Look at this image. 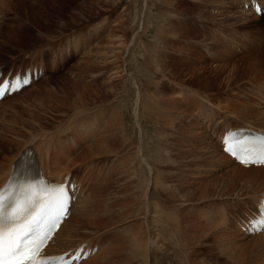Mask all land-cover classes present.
<instances>
[{
    "label": "rangeland",
    "instance_id": "374dc122",
    "mask_svg": "<svg viewBox=\"0 0 264 264\" xmlns=\"http://www.w3.org/2000/svg\"><path fill=\"white\" fill-rule=\"evenodd\" d=\"M244 1L0 0V66L9 67L0 68L1 75L20 73L16 69L26 66L30 67L25 73L33 71L35 64L45 65L49 70L43 80H34L29 89L0 102V139L21 145L35 137L40 128H51L49 131H52L56 127L62 130L43 138L50 140L62 134L56 136L51 144L56 155L65 148L66 158L72 161L85 149L87 151L95 145L101 149V152L88 153L82 160L72 161L79 169L68 163L72 167L68 175L77 174L75 179L83 189L77 197V205L78 208L83 206L85 215L79 225L70 222V227L67 226L66 248L73 240L94 241L104 249L93 264H120L122 261L125 264H144V259L138 261L131 256V242L129 244V239L132 241L138 236L143 239L140 233L144 230V211L140 210L147 170L135 158V148L139 144L133 145L142 138V150L148 148L141 150L142 155L147 154L148 163L154 160L159 165L154 161L149 163L153 165L154 162L153 166L150 165L152 179L161 182L156 186L153 185L155 180L152 181L150 198L160 208L155 210L156 213L159 211L157 214L162 219L159 218L153 226L161 232L157 238H162L166 249L156 250L153 264H264V237L254 240L252 237L261 235L258 234L239 239L235 227L244 220L235 221L240 212L244 211L245 216L251 215L255 207L245 211L241 201L233 199L231 194L239 187L233 190L234 186H226L225 174L231 166L206 150L208 140L204 135L210 120L219 134L227 131L226 124L221 129L220 123L217 125L223 117L230 128L246 122L254 124V127H264V117L256 114L260 100L264 98L263 57H260L264 53V20L254 22L253 16L243 15ZM227 2L231 7L222 9V4ZM112 35L123 42L122 46L129 43L126 51L123 47L113 50ZM224 36L228 45L221 44ZM241 49L246 51L241 53ZM123 70L135 78L137 90ZM111 78L112 82H108ZM137 97L140 105H135ZM147 102L151 103L150 107L154 106L148 107ZM239 108L246 111L240 112ZM134 109L142 115H138L140 130L144 131L140 132L141 136L136 135L139 133L134 125ZM248 110H255V115L253 112L249 115ZM115 114L121 117H114ZM244 114L252 116L248 118L253 121ZM203 119L206 124L197 126ZM109 122L115 125L114 128H107ZM112 129L115 130L112 132ZM109 139L113 141L110 143ZM126 139L132 142V146ZM103 142L107 146L101 145ZM120 143L127 147L121 145L123 150ZM109 145L113 147L108 151L105 148ZM150 147L154 149L152 153ZM208 148L213 149L211 146ZM4 155L0 151V161ZM154 166L159 172L155 175L160 182L154 176ZM50 168L52 170V164ZM219 173L222 176H218ZM222 193H227L226 196L223 194L226 198ZM137 205L142 215L136 211ZM161 210H166V215ZM163 215H171L175 221L171 222V218L170 221ZM170 235L175 237L169 238ZM59 246L62 247L61 243L54 245L55 248ZM185 250L190 253L185 254Z\"/></svg>",
    "mask_w": 264,
    "mask_h": 264
},
{
    "label": "bare ground",
    "instance_id": "6f19581e",
    "mask_svg": "<svg viewBox=\"0 0 264 264\" xmlns=\"http://www.w3.org/2000/svg\"><path fill=\"white\" fill-rule=\"evenodd\" d=\"M146 1V0H145ZM236 1H233V3H235ZM222 3V2H221ZM244 3H245V9H243L242 10V14L243 15H245L246 17H250V16H253V21L254 22H259V21H261V20H264V17H256V15L254 16L253 14H255V13H248V12H246L245 10L248 8V6L250 5V3H249V0H246V1H244ZM240 4V3H239ZM259 4H260V6H261V11H262V16H264V0H259ZM215 5V4H214ZM231 7V5H229L228 4V2L226 3V4H222V6H221V8L222 9H229ZM216 8V7H215ZM225 11H227V10H225ZM212 12V11H211ZM220 12V11H219ZM229 12V11H228ZM234 12V11H233ZM223 13V12H222ZM221 13V14H222ZM227 13V12H226ZM230 13V12H229ZM240 13V12H239ZM220 14V15H221ZM241 14V13H240ZM218 15V14H217ZM223 15V14H222ZM224 15H225V13H224ZM232 15V14H231ZM237 15V14H236ZM226 16V18H227V15H225ZM213 17V16H212ZM222 17V16H221ZM237 17V16H236ZM222 18H224V17H222ZM232 18V17H231ZM215 19V18H214ZM218 19V18H217ZM219 19H221V18H219ZM225 19V18H224ZM250 20V19H249ZM245 21V20H244ZM243 22V21H242ZM263 22V21H262ZM245 23V22H244ZM249 24V23H248ZM139 32V31H138ZM139 34V33H138ZM154 34V33H153ZM137 35V34H136ZM135 35V36H136ZM114 35H112V37H113ZM137 38V37H136ZM48 39V38H47ZM121 39V38H120ZM133 39V38H132ZM138 39V38H137ZM122 40V39H121ZM134 40V39H133ZM50 41H52V40H50ZM109 41V40H108ZM112 41V44H111V47L113 48V50L114 49H117V50H119L121 47H123L122 49L123 50H125L126 51V49H127V45L129 44H125V46L123 45L122 46V43L123 42H121V41H119V40H117L116 39V37H113V39L111 40ZM48 42V41H47ZM131 42H133V41H131ZM46 45V44H45ZM94 46H96V45H94ZM133 46V45H132ZM148 46V45H147ZM95 48V47H94ZM97 48V47H96ZM98 48H100V47H98ZM108 48V47H107ZM133 48V47H132ZM92 49V48H91ZM109 49H110V47H109ZM144 49H146V48H144ZM98 50V49H97ZM103 50V49H102ZM112 50V49H111ZM95 53H97V52H95ZM98 54V53H97ZM102 55V54H101ZM133 55V54H132ZM131 55V56H132ZM86 56V55H85ZM100 56V55H99ZM148 56V55H147ZM110 57V56H109ZM108 57V58H109ZM127 57V56H126ZM250 57V56H249ZM260 57H263V65H262V68H264V53H262V55L260 56ZM83 58V57H82ZM121 58V57H120ZM255 58H257V57H255ZM98 59V58H97ZM110 59V58H109ZM150 60V59H149ZM250 60V59H249ZM104 61V60H103ZM246 61V60H245ZM250 61H252V59L250 60ZM256 61V60H255ZM124 62V61H123ZM247 63H249V61L247 62ZM251 63V62H250ZM254 68H256L255 66H254ZM249 69V68H248ZM257 69V68H256ZM42 70V69H41ZM247 70V69H246ZM121 71V70H120ZM156 71V70H155ZM123 72H125L124 74L128 77V79L130 78V81L132 82V84H134V88L136 89V82H135V78H133L130 74H128L127 72L128 71H126V70H123ZM248 73H249V71H247ZM259 72V71H258ZM16 73H19V71H16ZM26 73H28V72H26ZM29 73L31 74V76H37L38 74H39V71H36L35 69L33 70V71H31V70H29ZM114 74H116L115 72H113ZM112 73V74H113ZM119 73V72H118ZM118 73L116 74V75H118ZM261 73V72H260ZM121 74V73H120ZM246 74V73H245ZM255 74H257V73H255ZM254 74V75H255ZM261 74H263V73H261ZM8 75H10V72H8V73H6L3 77H2V75H1V73H0V81L3 79V78H5V77H7ZM115 75V76H116ZM124 75V76H125ZM231 75V74H230ZM249 75V74H248ZM259 75V74H258ZM114 76V77H115ZM125 76V77H126ZM111 77V76H110ZM108 78V77H107ZM116 78V77H115ZM252 78V77H251ZM111 80H113V78H111L110 80L108 79L107 81L109 82V81H111ZM116 80V79H115ZM249 80V79H248ZM34 81V80H33ZM106 81V82H107ZM105 82V83H106ZM112 82V81H111ZM125 83H126V81H125ZM31 85V84H30ZM180 88V87H179ZM182 88V87H181ZM137 90V89H136ZM135 90V91H136ZM186 90V89H185ZM139 92V91H138ZM135 93H137V92H135ZM197 94V93H196ZM245 94V93H244ZM138 95V94H137ZM136 95V96H137ZM140 95V94H139ZM193 95V94H192ZM150 96H152V95H150ZM153 96H155V95H153ZM8 98V97H7ZM136 98V97H135ZM139 97H137V99H136V103H135V105L137 104H139L138 103V101H140V98L138 99ZM143 98V97H142ZM145 98V97H144ZM152 98V97H151ZM115 99V98H114ZM146 99V98H145ZM145 99H142V101H146ZM116 100V99H115ZM157 100V99H156ZM110 101V100H109ZM151 101V100H150ZM158 101V100H157ZM112 102V101H111ZM113 102H114V100H113ZM116 102V101H115ZM114 102V103H115ZM154 103H155V101H153ZM143 103V105H144V103L145 102H142ZM148 104H149V106L148 105H146V108H148V107H150V104L151 103H149V102H147ZM146 103V104H147ZM157 103V102H156ZM155 103V104H156ZM106 104V103H105ZM140 104H141V101H140ZM139 104V105H140ZM157 105V104H156ZM142 106V105H141ZM141 106H139V107H141ZM148 106V107H147ZM152 106H154L153 104H152ZM151 106V107H152ZM259 107V110H257L256 111V114H258L259 116L261 115V116H263L264 117V98H261V100H260V105H258ZM138 107V106H137ZM143 107V106H142ZM150 107V108H151ZM135 108V107H134ZM235 108V107H234ZM136 109V108H135ZM135 109H134V111H133V115H134V125H135V128L137 129V131H138V133L139 134H136V135H140L141 136V133L140 132H143L144 133V131H141V130H143V129H141L140 130V127H142V126H140V124L141 123H139V118H138V115H140L141 113H139L138 114V112L136 111L135 112ZM149 109V108H148ZM152 109H154V107L152 108ZM152 109H150V110H152ZM236 109V108H235ZM241 108H239V110H240ZM79 110V109H78ZM78 110H76L77 111V113H78ZM140 110H141V108H140ZM53 111V110H52ZM75 111V112H76ZM85 111V110H84ZM83 111V112H84ZM148 111V110H147ZM243 111V110H242ZM241 110H240V112H242ZM246 110H244L243 112H245ZM255 111V110H254ZM254 111H250V110H248V114L249 115H252L251 114V112H253L254 113ZM74 112V113H75ZM81 113H82V108H81V111H80ZM121 112V111H120ZM142 112V111H141ZM149 112H151V111H149ZM157 112V111H156ZM155 112V113H156ZM233 112H235V111H233ZM239 112V111H238ZM50 113V112H49ZM119 113V112H118ZM180 113V112H179ZM229 113V112H228ZM232 113V112H231ZM231 113H229V114H231ZM236 113V112H235ZM79 114V113H78ZM117 114V113H116ZM114 115V117L115 116H120V115ZM122 114V113H121ZM152 114V113H151ZM243 114V113H242ZM247 114V113H246ZM72 115H74V114H72ZM153 115V114H152ZM155 115V114H154ZM163 115V114H162ZM182 115V114H181ZM226 115V114H225ZM232 115H234V114H232ZM236 115V114H235ZM234 115V116H235ZM237 115H238V113H237ZM241 115V114H240ZM245 115V114H244ZM248 115V116H249ZM254 115H255V113H254ZM253 115V116H254ZM140 116H142V115H140ZM139 116V117H140ZM145 116V115H144ZM148 116V115H147ZM228 116H231V115H228ZM233 116V117H234ZM246 116V115H245ZM248 116H246L247 118H248ZM68 117V116H67ZM77 117V116H76ZM113 117V118H114ZM121 117V116H120ZM155 117V116H154ZM153 117V118H154ZM238 117V116H237ZM243 116H241V118H242ZM249 117H252V116H249ZM255 117V116H254ZM256 117H257V115H256ZM255 117V118H256ZM70 118H72V117H70ZM117 118V117H116ZM236 118V117H235ZM240 118V117H239ZM255 118H254V120H255ZM119 119V118H118ZM144 119V118H143ZM152 119V118H151ZM238 119V118H237ZM249 120H250V118H248ZM262 119V118H261ZM65 120V119H64ZM113 120V119H112ZM111 120V122H114V121H112ZM115 120V119H114ZM153 120V119H152ZM151 120V121H152ZM156 120V119H155ZM208 120H210V119H208ZM224 120H226V119H224V117H223V119H222V121L221 122H219L220 123V128L219 129H221L222 127H223V124H226L227 126H228V128L226 129V130H228L229 128H230V125H228L227 123H225L224 122ZM256 120H258V119H256ZM116 121L118 122V120L116 119ZM119 121H122V120H119ZM148 121V120H147ZM248 121V120H247ZM250 121H253V120H250ZM249 121V122H250ZM260 121V120H259ZM263 121V120H262ZM261 121V122H262ZM35 122V121H34ZM117 122H115L116 124H117ZM123 122V121H122ZM143 122V121H142ZM154 122L155 121H153V124H154ZM246 122V121H245ZM145 123V122H144ZM213 121L212 120H210L209 121V124H208V126H207V131L205 132V138H206V140H208L207 141V149L206 150H208V152H210L211 154H214L215 156H217L218 158H221L222 160H224V162H226V163H228V164H230V166H231V168H230V170L225 174V173H223V170H222V172L221 173H223V175L225 174V176L227 177V182H226V186L229 188V187H233V190H234V188L236 187H239V189H238V191L236 192V190L231 194L234 198L233 199H235V200H239V201H241V203L244 205V210L246 211H250V210H252V206L253 207H255V211L257 210V212H258V206L259 205H262L263 204V200H264V167H258V166H252V167H244V166H240V165H238V164H236L235 162H233L226 154H224L223 152H222V145H221V141H222V136H223V134H224V132H226V131H223L221 134H219L218 133V131H217V128H214V126H212L213 125ZM253 123H255V122H253ZM252 123V124H253ZM118 124H119V122H118ZM204 124H206V121L203 119V120H200V122L197 124V126H204ZM262 124H264V123H262ZM58 125V124H57ZM56 125V126H57ZM62 124H59L58 126H61ZM121 125V124H120ZM143 125V124H142ZM217 125H219V124H217ZM35 126V125H34ZM53 126V125H52ZM55 126V125H54ZM53 126V127H54ZM108 126H112V124L110 125V122H109V125H107V128H108ZM115 126V125H114ZM114 126H112V128H114ZM121 126H123V125H121ZM120 126V127H121ZM19 127V126H18ZM39 127V126H38ZM119 127V128H120ZM234 127H240V128H249V127H251V128H254V129H258V130H261V131H264V127L263 126H261L262 128H258V127H254V124L253 125H250L249 123H243V124H240V125H237V126H233L232 128H234ZM21 128V127H20ZM118 128V127H117ZM117 128H115V129H117ZM48 129V128H47ZM49 129H51V128H49ZM49 129L48 130H46V129H43V128H40L39 129V131L40 132H37L38 134L36 135L35 134V137H33L30 141H28V142H26V143H23V144H19L18 145V143L17 142H15V141H11V140H9V139H5V140H1L0 139V143H2V144H0V151L1 152H4L5 153V155L3 156V158H2V160L0 161V175H2L3 176V180L0 182V187L7 181V179L13 174V169H15V167H16V171L18 170V166H19V164H23L24 165V167H23V169L21 170L22 171V174H23V177H24V180H29V179H32L34 176H36V174L39 172V173H41L42 175H43V177L44 178H46L47 180H48V182L50 183V184H52L53 182H57V183H66L65 182V180H66V175H68L70 172H71V168L72 167H70V166H68V163L70 164V162L72 163V161H79V160H82V158H85L86 157V155L88 154V153H90V152H92V151H97V152H101V149L100 148H98L99 146L98 145H95L96 147H94V148H92V149H89V148H87V149H89V150H87L86 151V149H85V151H83V153L82 154H80V152H78L81 156H79L78 158H76V159H74V160H72V161H69L70 159H68V158H66L67 156H66V150H65V148L64 149H62L63 151L62 152H60L58 155H56L55 153H53L54 152V149L52 150V141L53 140H55L58 136L60 137L62 134L60 133V135H56V136H54L52 139H50V140H46V139H43V138H48L47 136H49V135H52V134H54V133H56V132H58L59 130H62L61 128H59V129H57L56 127L55 128H53L52 129V131L50 130L49 131ZM111 129V128H110ZM115 129H112V132L115 130ZM134 129V128H133ZM128 130V129H127ZM109 131H111V130H109ZM108 131V132H109ZM120 131V129L118 130V132ZM209 131V132H208ZM147 132V131H146ZM159 132V131H158ZM188 132V131H187ZM115 133V132H114ZM142 133V134H143ZM163 133V132H162ZM192 133V132H191ZM106 135H107V133H105ZM116 134H117V131H116ZM195 134V133H194ZM196 134H198V133H196ZM34 135V134H33ZM105 135V136H106ZM100 136V135H99ZM104 136V137H105ZM111 136V135H110ZM168 136V135H167ZM197 136V135H196ZM31 137V136H30ZM41 137V138H40ZM107 137H109L108 135H107ZM123 137V136H122ZM202 137V136H201ZM111 138V137H110ZM119 138V137H118ZM140 138V137H139ZM218 138V139H217ZM102 139V138H101ZM107 139V138H106ZM142 139V138H141ZM141 139H139V142L137 141V144H133V145H138L137 146V148H135V155H136V159L138 160V162H139V164L141 165V166H143L146 170H147V181H146V183H145V187H144V191H143V201L141 202L142 203V209L140 210V211H144L143 213V215L140 213V211L138 210L139 209V207H138V205H137V209H136V211H138L139 213H140V215H142L143 216V219H142V223H144V230H143V232H141V231H139V232H141L140 234H141V236H142V238L143 239H141V237H137V238H134V236L132 237V238H134V239H132V241L129 239V244H130V242H131V246H130V248H131V251H130V253H132V255L131 256H133V258H135V259H138V261L141 259H144V264H153V262H155V258H154V254H155V252H156V250H160L161 249V247H163L164 249H166L165 248V246H164V242L163 241H161L162 240V238H161V240H158V232H160L159 230H156V228H155V226H153V224L154 223H156L157 222V220H160V219H162V218H160V214H157L159 211H157V213H156V210L155 209H158L159 208V206L156 204H154L153 202H151V198H150V189H151V184H152V181L153 180H155V179H152V168H151V166H153L154 165V162H156V164H157V161H154V160H152L154 157L156 158V156H158V155H156L157 153H156V151L158 152V150L156 149V151H155V156L151 159L152 161H154L153 162V165H151V164H149V163H151L150 162V160H149V163H148V161H147V159L145 158L146 156L145 155H147V154H145L144 156L142 155V153H141V150H142V147H141V144H142V140ZM110 140H112V139H109L108 140V142H110L111 143V141ZM127 140V139H126ZM101 141V140H100ZM113 141V140H112ZM115 141V140H114ZM121 141V140H120ZM123 142H125V143H127L128 144V142H130V141H125V140H122ZM145 141V140H144ZM148 141V140H147ZM98 142V141H97ZM118 142H116V144H117ZM145 143V142H144ZM158 143V142H157ZM99 144H100V142H99ZM123 144V143H122ZM121 143H120V146L122 145ZM130 144H131V146H132V142H130ZM129 144V145H130ZM101 145H105V146H107V144H105L104 142H103V144L101 143ZM100 145V146H101ZM123 145H126V144H123ZM122 145V146H123ZM213 148V149H211V150H209V148L208 147H210V146ZM94 146V145H93ZM122 146H121V148H122ZM143 146V145H142ZM145 146V145H144ZM147 146V145H146ZM92 147V146H91ZM113 146L112 145H109L107 148H105L106 150H110V148H112ZM123 147H125V146H123ZM127 147V146H126ZM125 147V148H126ZM120 148V149H121ZM131 148V147H130ZM129 148V149H130ZM144 148V147H143ZM147 148V147H146ZM145 148V149H146ZM151 148L152 147H150V152L152 153L153 152V150H151ZM155 148V147H154ZM103 149H104V147H103ZM123 149V148H122ZM145 149H143L142 151H144ZM148 149V148H147ZM163 149V148H162ZM124 150V149H123ZM53 151V152H52ZM128 151V150H127ZM146 151V150H145ZM134 152V151H133ZM147 152H148V150H147ZM150 152H148V153H150ZM104 153H107V151L106 152H104ZM103 153V154H104ZM166 153V152H165ZM76 154V153H75ZM79 154H77V155H79ZM93 154V153H92ZM122 154V153H121ZM154 154V153H153ZM90 155H91V153H90ZM94 155H96V154H94ZM114 155V154H113ZM118 156H119V154H117ZM132 155V154H131ZM93 156V155H92ZM127 156H129V155H127ZM150 156H153L152 154L150 155ZM149 156V157H150ZM206 156H208V155H206ZM205 156V157H206ZM88 157V156H87ZM95 157H97V156H95ZM95 157H93V158H95ZM112 157H115V156H112ZM130 157V156H129ZM148 157V156H147ZM148 157V158H149ZM204 157V158H205ZM33 158H36V163H34V162H32V159ZM93 158H91V159H93ZM119 158V157H118ZM134 158V157H133ZM160 158V157H159ZM202 158V157H201ZM210 158V157H209ZM90 159V158H89ZM88 159V160H89ZM98 159V158H97ZM107 159H108V156H107ZM134 160V159H133ZM156 160V159H155ZM215 160V159H214ZM161 161V160H160ZM192 161V160H191ZM195 161V160H194ZM198 161H200L199 159H198ZM81 163H83L82 161H80ZM197 162V161H196ZM158 163H159V161H158ZM161 163H163V162H161ZM195 163V162H194ZM52 164V170H51V168H50V165ZM72 165L74 166V168H78L77 166H75V165H77V164H73L72 163ZM151 165V166H150ZM158 165V164H157ZM159 166V165H158ZM35 167H37V169L35 168ZM114 168V167H113ZM154 168H155V166H154ZM154 168H153V170H154ZM197 168V167H196ZM79 169V168H78ZM156 170H154V171H156V173H154V176H156L155 174H157L158 175V173H157V168H155ZM114 171V170H113ZM197 171V170H196ZM226 172V171H225ZM202 175V174H201ZM217 175V174H216ZM219 175H221L222 176V174H218V176ZM154 176H153V178H154ZM207 176V175H206ZM159 177V176H158ZM156 179H158L157 178V176L155 177ZM160 179V178H159ZM159 179H158V181H159ZM214 179V178H213ZM109 180V179H108ZM212 180V178L209 180V181H211ZM221 180V179H220ZM219 180V181H220ZM142 181V180H141ZM208 181V182H209ZM110 182V181H109ZM154 183H153V185H156V184H160V183H157L156 182V180L155 181H153ZM203 182H204V180H203ZM223 182V181H222ZM224 183V182H223ZM106 184H107V182H106ZM163 184V183H162ZM210 184V183H209ZM211 184H213L212 182H211ZM76 185H77V188H76V194H75V192L74 191H72L73 192V196L77 199V197H79L80 195H81V193H82V191H83V189H79L78 188V186L80 185V182L78 181L77 183H76ZM203 185V184H202ZM214 185V184H213ZM215 185H217V184H215ZM156 186H158V185H156ZM155 186V187H156ZM160 186V185H159ZM81 187V186H80ZM71 188V187H70ZM102 188V187H101ZM142 188V187H141ZM235 188V189H236ZM167 189V188H166ZM231 189V188H230ZM139 190V189H138ZM152 190V189H151ZM142 191V190H141ZM228 191H230V190H228ZM98 194V193H97ZM221 194V193H220ZM224 193H222V195H223ZM227 194V193H226ZM226 194H224L225 196H226ZM228 194H229V192H228ZM141 195V194H140ZM140 195H139V197H140ZM223 195V197H225ZM216 196V195H215ZM219 196V195H218ZM83 197H84V195H83ZM210 197H211V195H210ZM138 198V196H136V199ZM206 198V197H205ZM213 197H211L210 199H212ZM220 198V197H219ZM226 198V197H225ZM228 198V197H227ZM231 198V197H230ZM94 199V198H93ZM214 199V198H213ZM212 199V200H213ZM153 200H155V199H153ZM152 200V201H153ZM157 200V199H156ZM203 200V199H202ZM201 200V201H202ZM133 201H136L135 200V198H134V200ZM132 201V202H133ZM93 202H94V200H93ZM138 202V201H137ZM223 202V201H222ZM77 203H78V200L77 201H75L73 204H72V206H71V209H70V211L68 212V216H67V218H66V220L63 222V224L59 227V229L56 231V233H55V237H54V241H58V243H61V246L62 247H58V248H55L54 247V245H48L47 246V248H46V251L48 252V253H50L51 255H60V254H65V253H71V252H74L77 248V250L76 251H80L81 252V261L78 263V264H88V263H92L93 261H95L97 258H98V256L102 253V250L104 249V248H98L99 247V245H98V243L96 244L94 241H92V242H83V238L81 239L82 241H72L69 245H71V246H68L67 248H66V246H64V245H66V229H67V226L70 224V222H75L77 225H79L80 223H81V219H82V217L85 215L84 214V212H83V210H82V208H83V206H81V207H79L78 208V205H77ZM139 203V202H138ZM95 204V203H94ZM91 206V205H90ZM133 206H135V205H133ZM140 206V205H139ZM156 208H155V207ZM158 207V208H157ZM135 208V207H134ZM133 208V209H134ZM160 209V208H159ZM158 209V210H159ZM161 211H163V210H161ZM161 211H160V213H161ZM165 211V213H163ZM163 212H162V214H165L166 215V210H164ZM254 211V212H255ZM168 212V211H167ZM177 212V211H176ZM170 213V212H169ZM168 213V214H169ZM173 213H174V211H172L171 212V214H172V216H173ZM90 215H91V213H89ZM88 214V215H89ZM138 214V213H137ZM165 215H163V218H168V220L171 218L172 219V217H171V215L169 216V217H166ZM175 216H177L176 215V213L174 214ZM92 216H93V214H92ZM180 216V215H179ZM96 217V216H95ZM182 217V216H181ZM191 217V216H190ZM88 218V217H87ZM92 218V217H91ZM140 218V217H139ZM160 218V219H159ZM174 218V217H173ZM180 218V217H179ZM93 219V218H92ZM165 219V220H166ZM171 219H170V221H171ZM177 219H178V216H177ZM193 219V218H192ZM254 219V216H253V214H251V215H246L245 216V218H244V220L243 221H239V223H237L236 224V233H237V236H238V238L239 239H246L247 238V235H248V231H247V226H248V223L249 222H251V220H253ZM183 220V219H182ZM182 220H181V222H182ZM87 221V220H86ZM170 221H167L166 220V222H170ZM173 221H175L174 219H172V221L171 222H173ZM179 221V220H178ZM176 222H177V220H176ZM180 222V223H181ZM198 222V221H197ZM179 223V222H178ZM168 224V223H167ZM172 224V223H171ZM184 224H185V222H184ZM169 225H170V223H169ZM173 225V224H172ZM97 226V225H96ZM111 226V225H110ZM182 226H183V224H182ZM208 226V225H207ZM68 227H70V226H68ZM136 227H138V226H136ZM172 227V226H171ZM170 226H169V228H171ZM176 227V230H177V225L175 226ZM142 228V227H141ZM200 228V227H199ZM203 228V227H202ZM137 229V228H136ZM135 229V230H136ZM168 229V228H167ZM183 229V228H182ZM238 229V230H237ZM169 230V229H168ZM171 230H173V232H175L176 233V231H174V228H172ZM207 230H209V229H207ZM81 231V230H80ZM166 231V230H165ZM170 231V230H169ZM177 231H179L180 232V230H177ZM210 231H211V229H210ZM74 232V231H73ZM128 232V231H127ZM137 232V231H136ZM166 232H168V231H166ZM165 232V233H166ZM178 232V233H179ZM194 232V231H193ZM125 233V232H124ZM134 233V232H133ZM142 233H143V235H142ZM161 233V232H160ZM139 234V233H138ZM164 234V233H163ZM169 234H170V232H169ZM174 234V233H173ZM180 234V233H179ZM179 234H177L176 233V235H179ZM183 234V233H182ZM129 235H130V233H129ZM183 235H185V234H183ZM132 236V235H131ZM136 236V235H135ZM180 236V235H179ZM254 236H256V235H254ZM261 236H263L264 237V233H261V235H259V236H256V237H252L254 240H255V238H257V237H259V238H261ZM70 237V236H69ZM89 237V236H88ZM124 237V236H123ZM162 237V236H161ZM170 237H172L171 235L169 236V238ZM175 237V236H174ZM174 237H172V238H174ZM181 237V236H180ZM186 237V236H185ZM217 237V236H216ZM130 238V237H129ZM164 238H166V237H164ZM189 237H187V240H189L188 239ZM192 238V237H191ZM178 239H180V238H178V236H177V241H178ZM171 240V239H170ZM185 240V239H184ZM193 240V239H192ZM195 240V239H194ZM164 241H165V239H164ZM176 241V240H175ZM180 241V240H179ZM178 241V242H179ZM126 241H124V243H125ZM173 242H174V240H173ZM187 242H189V241H187ZM223 242V241H222ZM56 243V242H55ZM122 243V242H121ZM124 243H123V245H124ZM180 243V242H179ZM179 243L177 244V245H179ZM183 243V242H182ZM220 243V242H219ZM184 244H186L185 243V241H184ZM83 245H85L86 247H88V248H84L83 247ZM119 245V244H118ZM172 245V244H171ZM176 245V244H175ZM175 245H174V247H175ZM64 246V247H63ZM117 246V245H116ZM173 246V245H172ZM181 246H183L184 247V245H182L181 244ZM180 246V247H181ZM231 246V245H230ZM241 246V245H240ZM120 247H121V245H120ZM167 247V246H166ZM173 247V248H174ZM179 247V246H178ZM186 247V246H185ZM184 247V248H185ZM234 248H236L235 246H234ZM95 249H99L98 251L97 250H95ZM117 249H118V247H117ZM120 249H122V248H120ZM129 249V248H128ZM127 249V250H128ZM170 249V248H169ZM172 249V248H171ZM170 249V250H171ZM175 249V248H174ZM180 249V248H179ZM186 249V248H185ZM225 249V248H224ZM114 250V249H113ZM168 250V249H167ZM181 250V249H180ZM184 250V249H183ZM188 250V249H187ZM226 250H227V248H226ZM116 251V250H115ZM119 251V250H118ZM117 251V252H118ZM166 251V250H165ZM165 251H164V254H165ZM178 251V250H177ZM225 251V250H224ZM97 252V253H96ZM114 252V251H113ZM121 252H124V250H122ZM128 252H129V250H128ZM171 252H172V250H171ZM178 252H180V251H178ZM181 252H184V251H181ZM189 251H187V253H188ZM94 253H96L95 254V256H93L92 258H90ZM186 253V250H185V254H187ZM190 253V252H189ZM188 253V254H189ZM115 254V253H114ZM117 254V253H116ZM120 254V253H119ZM171 254H173V252L171 253ZM184 254V253H183ZM184 254V255H185ZM187 254V255H188ZM192 254V253H191ZM191 254H190V256H191ZM126 255V254H125ZM166 255H167V253H166ZM170 255V254H169ZM175 255H177V254H175ZM174 255V258L176 257ZM186 255V259L188 258V256ZM127 256V255H126ZM139 256H142V257H139ZM179 256V255H178ZM122 257V256H121ZM169 257V256H168ZM184 257V256H183ZM89 258V259H88ZM112 258V257H111ZM110 258V259H111ZM178 258H180V257H178ZM182 258V257H181ZM120 259V258H119ZM135 259H133L134 261H135ZM166 259V258H165ZM183 259V258H182ZM87 260V262H84V263H82L83 261H86ZM111 260H113V259H111ZM118 260V259H117ZM128 260H129V258H128ZM127 260V261H128ZM158 260V259H157ZM163 260V259H162ZM173 260V259H172ZM171 260V261H172ZM185 260V259H184ZM189 260V259H188ZM187 260V261H188ZM191 260V259H190ZM159 261V260H158ZM170 261V262H171ZM180 261V260H179ZM114 262V261H113ZM121 262V261H120ZM123 262V261H122ZM121 262V263H122ZM137 262V261H136ZM157 262V261H156ZM192 262V261H191ZM190 262V263H191ZM110 263V262H109ZM120 263V264H121ZM159 263H160V261H159ZM173 263V262H172ZM174 263H175V261H174ZM183 263V262H182ZM188 263H189V261H188ZM93 264V263H92ZM117 264V263H116ZM119 264V263H118ZM123 264H125L124 262H123ZM127 264H128V262H127ZM155 264V263H154ZM184 264V263H183ZM192 264V263H191Z\"/></svg>",
    "mask_w": 264,
    "mask_h": 264
},
{
    "label": "snow or ice",
    "instance_id": "6c2138e0",
    "mask_svg": "<svg viewBox=\"0 0 264 264\" xmlns=\"http://www.w3.org/2000/svg\"><path fill=\"white\" fill-rule=\"evenodd\" d=\"M30 83L25 77L0 84V97ZM225 151L241 164H264V142L252 147L248 141H224ZM64 185H9L0 189V264H65L64 257L44 258L41 251L59 225L67 208ZM264 213V204L260 206ZM264 230V215L252 224ZM78 254L72 259H77ZM71 264V260L67 261Z\"/></svg>",
    "mask_w": 264,
    "mask_h": 264
}]
</instances>
